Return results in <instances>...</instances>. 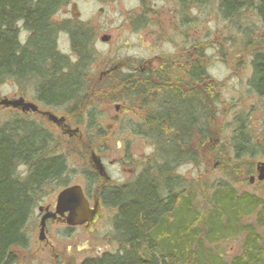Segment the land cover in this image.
Here are the masks:
<instances>
[{"label":"trees","instance_id":"1","mask_svg":"<svg viewBox=\"0 0 264 264\" xmlns=\"http://www.w3.org/2000/svg\"><path fill=\"white\" fill-rule=\"evenodd\" d=\"M175 1L189 11L209 0ZM70 2L0 0V89L12 81L18 85L31 83L43 106L66 105L72 110L85 107L91 30L84 24L65 22L61 26L54 21ZM218 11L230 23L243 12H254L264 36V0H218ZM61 29L68 30L76 54L74 64L59 50ZM21 30L28 34L24 41ZM165 65L155 72L138 71L135 76L113 78L105 88L95 87L96 96L107 101L135 99L146 107L153 105L150 101L159 102L157 114L145 119L149 130L144 133L156 139L158 160L134 183L100 191V200L116 211L113 226L121 249L88 258L82 264H264L263 198L238 192L225 183L195 207L184 193L175 192L178 183L170 169L191 156L188 152L193 131L209 134L212 111L209 101L205 106L198 96H190V86L177 90L174 81L179 77ZM251 66L250 87L264 98V52L254 54ZM200 73L197 64L183 71L191 80ZM111 74L117 73L108 72ZM159 74L163 77H157ZM94 115L96 111L91 109V129L96 127ZM206 118L207 125L199 127ZM236 124L232 140L236 162L261 155L259 149L264 148L248 136V120L239 117ZM56 143L52 133L28 118L16 119L0 129V264H15L19 252L28 249L31 240L27 228L45 190L52 185L66 188L70 183L66 157L52 149ZM20 165L27 168L24 177L16 173ZM90 176L87 179L95 183V174ZM234 237L241 240L240 252L225 261L217 245Z\"/></svg>","mask_w":264,"mask_h":264},{"label":"rangeland","instance_id":"2","mask_svg":"<svg viewBox=\"0 0 264 264\" xmlns=\"http://www.w3.org/2000/svg\"><path fill=\"white\" fill-rule=\"evenodd\" d=\"M54 21L61 26L65 22L84 24L91 30L85 107L72 110L66 105L43 106L36 99L31 83L18 85L12 81L1 87L0 98L22 97L36 104L39 112L23 113L0 107V129L16 119L28 118L52 133L57 141L52 149L56 155L67 159L68 187L81 186L93 204L102 189L132 184L143 171H150V167L157 165L156 139L147 138L144 133L149 130L145 119L157 114L159 102L154 103L151 99L153 105L146 107L140 100L134 102L135 99L107 101L96 96L98 90L95 87H108L113 78L127 74L135 76L138 71L155 72L166 63L165 66L172 67L174 75L179 77L174 81L176 89L183 91V87L190 86V96L195 94L205 106L209 101L212 111L209 134L193 131L188 152L191 156L170 169L173 180L178 183L176 194L184 193L198 207L212 197L216 187L226 183L238 192L256 194L264 199V181L258 180V165L264 162V149H259L261 155L259 152L254 157L246 155L243 160L239 158V162L232 149L239 117L248 120V136L264 148V98H259L250 87L252 58L256 52H264L262 26L254 12H243L230 23L222 19L218 0H209L203 7L189 11L175 0H71ZM60 31L59 50L74 64L76 54L68 30ZM27 35L21 30L22 41ZM104 37L109 40L103 42ZM195 64L201 73L192 75L194 80H191L183 71H190ZM110 71L117 74L108 75ZM91 109L96 111L94 129L89 126ZM44 112L64 118L72 133L68 134L66 128L50 122ZM201 124L207 125V118L199 127ZM93 153L101 158L109 180L94 173ZM16 173L24 177L28 174L27 168L20 165ZM90 173L97 177L95 183L87 179L91 177ZM252 177L254 182L251 183ZM64 189L52 185L45 190L44 199L37 203L27 228L31 247L19 252L15 264H82L88 258L121 249L113 226L116 211L99 199L104 217L94 225V231L76 228L73 237H69L71 233L66 237L64 227L55 226L51 233H59L56 239L63 246L57 252L61 258L54 261L46 252L40 253L38 206L55 205ZM65 246L73 248L66 251ZM217 248L224 260L229 261L240 252L241 240L229 238Z\"/></svg>","mask_w":264,"mask_h":264},{"label":"water","instance_id":"3","mask_svg":"<svg viewBox=\"0 0 264 264\" xmlns=\"http://www.w3.org/2000/svg\"><path fill=\"white\" fill-rule=\"evenodd\" d=\"M108 37L102 38L103 42H107ZM0 107L4 108H14L21 110L23 113L39 112V107L33 102H27L24 98L20 97L18 99H8L0 98ZM43 114V112H42ZM50 122L56 124L57 126L64 127L68 131V134L72 133V130H69V126L65 125L64 118H58L52 113H44ZM77 130H75L76 132ZM91 162L93 163V168L96 170L97 174L101 177H104L105 180H109L105 166L101 161V158L95 153L92 154ZM260 175L258 177L259 181H264V162L258 165ZM254 182V177L251 178V183ZM56 210L60 214L68 212L69 217L67 223L70 226H83L89 232L93 231V226L99 222L103 217L104 213L101 212L100 201L98 197L94 198V203L90 206L88 199L85 197L84 190L79 185L69 186L62 190L56 202ZM48 216L44 215L41 218L40 230H39V239L43 240V235L45 231V221Z\"/></svg>","mask_w":264,"mask_h":264},{"label":"flooded vegetation","instance_id":"4","mask_svg":"<svg viewBox=\"0 0 264 264\" xmlns=\"http://www.w3.org/2000/svg\"><path fill=\"white\" fill-rule=\"evenodd\" d=\"M94 173L97 174V172H94ZM84 194H85V197L88 199V196L86 195L85 191H84ZM88 201H89V199H88ZM89 203H90V206H92L90 201H89ZM100 206H101V212L104 213L101 201H100ZM38 211L40 213V222H41V218L44 215L48 216L47 220L45 221V231H44V235H43L44 238L42 241L40 240L41 248H42V250H40V253L43 254L44 252H46L48 255H50V257H52V259L54 261H57L62 256L59 252H57V249H60V247H62L63 245L60 244L58 242V240L56 239L59 237V233L52 234L51 230H53V228H55V226L61 225L62 227H64L66 237H68L67 235H69L70 233L71 234L69 237H73L72 234L74 233V230L76 228H83V229H85V228L83 226H70V225H68V223H67V219L69 217L68 212H65L64 214L58 213L56 210V204L55 205L47 204L45 206L39 205ZM39 228H40V223H39ZM85 230H87V229H85ZM93 231H94V227H93ZM30 247H31V244L29 245L28 249H30ZM64 248L66 249V251H68V250L72 249L73 247L68 249V247L65 246ZM68 255H69V252L67 253L66 256H68Z\"/></svg>","mask_w":264,"mask_h":264}]
</instances>
